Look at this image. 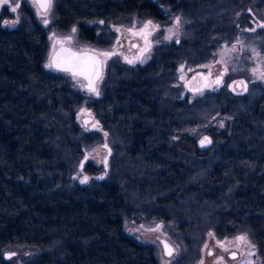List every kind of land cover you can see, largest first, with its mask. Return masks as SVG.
I'll list each match as a JSON object with an SVG mask.
<instances>
[{"label":"trees","instance_id":"1","mask_svg":"<svg viewBox=\"0 0 264 264\" xmlns=\"http://www.w3.org/2000/svg\"><path fill=\"white\" fill-rule=\"evenodd\" d=\"M18 13L15 28L0 13V264L16 248L35 252L28 264H159L126 220L169 223L183 250L176 264H195L210 233L245 234L264 264V86L190 101L178 80L180 65L207 63L241 33L264 49V0H55L53 28L76 26L79 41L99 47L114 41L111 23L184 21L180 40L157 45L147 63L112 61L95 99L44 68L48 31L26 3ZM82 106L112 148L108 176L84 185L72 176L103 136L79 125ZM221 119L201 148L193 132Z\"/></svg>","mask_w":264,"mask_h":264},{"label":"rangeland","instance_id":"2","mask_svg":"<svg viewBox=\"0 0 264 264\" xmlns=\"http://www.w3.org/2000/svg\"><path fill=\"white\" fill-rule=\"evenodd\" d=\"M17 2L20 5L22 3H26L33 10L38 23L43 27H45L48 31L49 49L44 63V68L48 71L56 72L53 68L47 67V65L50 62L52 53L54 51L53 45L56 40L67 41L68 38H71L70 42H66V44L77 50L87 49L97 52V51H107L115 48L117 52L122 53V55H114L110 59H107L106 64L103 67L104 68L103 76L97 85V88L99 90V95L90 93L85 87H81L82 84L85 85V82L82 78H78V79L73 78L70 74H67L72 86L78 91L84 93L88 98H92V99L101 97L102 95L101 85L104 78L106 77L108 67L112 61H121L129 65H137V64L143 65L149 61L157 45L161 43H170L173 41H178L180 40V38L183 36L184 33V21L180 16L173 18L172 22L169 25H161L151 20H140L136 17H133L127 22L109 24V28L115 31L116 37L111 45L107 47H99L96 45L87 44L79 41L77 37L76 26H73L65 34H61L53 28L52 10L55 0H52V7L49 10V13L46 17H41L38 14L36 7L32 3V0H10L9 4L0 5V13L4 14V12H7L9 14V17L4 18L1 22V25L3 27L15 28L18 26L19 8L17 9L16 12L11 11V7L15 6ZM177 18H179L180 21L179 25H177L176 23ZM17 19H18V23H15V25H6L4 23V21H15ZM44 19H47L49 22L45 24ZM148 21H151L152 25H159L158 28L150 27L149 29V31H151L152 33L149 36V40L151 41V49L150 51L145 53L143 57V62H141L140 60H136L135 63L130 64L124 59V57L126 56L129 59H133L139 55L138 49L137 48L131 49L130 45L137 42L140 47H143L144 43L141 38L133 37L127 31V29H134L136 31H139V29H141L143 25ZM258 25L260 24L258 21H256L255 26ZM73 28L76 29L75 32H73ZM116 29H120L121 31L117 32ZM168 29H172V33H169ZM169 35H171V39H166V37H168ZM117 40L120 41L119 45H117L116 43ZM259 41H260L259 38H256L255 35L252 34L245 35L244 33H241L233 42L224 43L223 45H221L219 49L214 53L213 57L207 63L197 67H187L186 65H180L178 67V80H179V86L181 87V97L188 98L190 101H192L200 96H203L208 92L219 91L222 87L228 88L235 94L244 95L248 92L252 84H261L262 86H264V79L258 78V75H254L252 72L253 68H257L259 70L264 71V49L262 48V46L259 45L258 43ZM238 42H243L242 46ZM57 45L58 44L55 45V49ZM233 45L236 46V51L230 52L229 49H231ZM253 49H255V52L252 51ZM257 53L259 55H257ZM222 57L224 61L223 63L220 62ZM181 66H183L184 79H181V75H182L180 71ZM225 68H227L226 72H225ZM189 69H191V71ZM209 71H211L212 75L209 77L208 82L211 83L217 78V76L223 73L221 77V83L219 85H213L212 87H204L202 92H194L190 90L191 88L202 86L205 83L203 77L208 76ZM194 76L196 77L195 80L192 79ZM188 81H192L191 85L187 83ZM238 81L244 82V85H246V90L244 85H242L241 89L236 88L235 84ZM82 110H86V113H90L91 116H88L86 114L82 115L81 114ZM86 119L89 120V123L87 125H85L83 122ZM76 120L84 131L100 132L103 136V141L98 145H95L89 149L84 150L83 157L76 167L75 173L72 176V180L75 182H79L81 178L87 175L84 169L86 163H92L94 166L102 168V171L99 174L89 176V179L90 178L91 180L105 179L108 176V172L110 168V159L112 155V148H111L108 132L102 129L99 120L95 117L94 113L86 106H82L78 110L76 114ZM97 122H98L97 127L95 128L92 127V125ZM224 123H225L224 119L215 120L213 122L205 124L203 127L198 128L193 132V134H195V137L197 138V140H199L205 134L209 133L208 128L214 131L216 129L222 128ZM105 144L107 145V148L103 147ZM157 225H163L161 231L149 230L155 228ZM123 230L128 236H130L137 242L145 245L153 246L156 250V255L159 264H176L182 256V252H183L182 247L180 246L177 239L172 236L169 223L135 222L133 220H126L123 225ZM241 235L246 236L245 234H239L234 237H227L219 240L213 234L212 235L208 234L206 238V242L204 243L201 249L200 257L198 258L195 264H201V262H203V264H246L247 261H251L252 264H262L258 258L256 249L251 242H250L252 246L251 248H249L247 244H240L239 247H237V242L235 241V238ZM160 238L168 239L170 242H172L175 245L176 253L172 257L168 258L163 254V250L160 244ZM247 239L248 241H250L248 237ZM217 241L222 242L224 244V247H226L228 251H225L224 247H221L217 243ZM205 245H207V247H205ZM209 249H212L214 251L213 254L211 255L208 254ZM10 250L18 252V256H16L14 259L10 261L12 264H28L35 257V252L28 249L16 248ZM233 251L239 253V256L236 259H232L229 257V253ZM250 251L254 253L251 256L248 255ZM208 256H211V258H209ZM221 257L223 258L222 260L220 259Z\"/></svg>","mask_w":264,"mask_h":264},{"label":"snow or ice","instance_id":"3","mask_svg":"<svg viewBox=\"0 0 264 264\" xmlns=\"http://www.w3.org/2000/svg\"><path fill=\"white\" fill-rule=\"evenodd\" d=\"M10 0H0V5H6L9 4ZM32 3L34 4V6L37 9L38 14L41 17H46L49 13V10L52 7V0H32ZM20 7V4L17 2L15 4V6L11 7V11L12 12H16L17 9ZM49 21L47 19H44V23L47 24ZM4 23L6 25H15V23H18V19L15 21H4ZM100 23H103V21H101ZM177 25H179L180 21L179 18H177L176 21ZM261 27H264V25H260ZM151 28H158L159 25H152L151 21H148L147 23H145L143 25V27L141 29H139V31H136L134 29H127V31L133 36V37H139L143 40L144 46L140 47L138 44H131L130 46L132 48H137L139 51V55L136 56L133 59H129L128 57H124V59L128 62V63H135L136 60H140L141 62H143V57L145 55L146 52L150 51L151 49V41L149 40V36L152 34L151 31H149V29ZM254 30V29H253ZM76 29L73 28V32H75ZM117 32H120V29H116ZM169 33H172V29H168ZM71 38H68L67 41L65 40H56L54 45H53V54L51 56L50 62L47 65V67L49 68H54L58 71H62V72H66L68 74H70L73 78H80L83 77L84 80L87 81L86 85H81V87H86L87 90L90 93H94L96 95H99V90L96 87V83L97 81H99L102 78V74H103V67L106 64L107 59H110L112 56L114 55H122V53H119L116 51L115 48L111 49V50H107V51H97L92 53L91 55H88L86 51H82V52H74L71 50V48H65L64 44L66 42H70ZM166 39H171V35H169L168 37H166ZM178 42V41H177ZM117 45L120 44V41L117 40ZM241 44L243 42H238ZM59 44L61 45V49L60 52H56L55 51V45ZM230 52H235L236 51V46L233 45L231 47V49H229ZM253 52H255V49L252 50ZM257 55H259L257 53ZM221 63H223V57L220 61ZM208 67V66H205ZM191 71V69H189ZM182 75H181V79H184L183 76V66H181L180 69ZM227 71V68H225V72ZM252 72L254 75H258V78L260 79H264V71L259 70L257 68H253ZM212 75L211 71H209L208 76H204L203 80L205 81V83L202 86H197L195 88H191L190 90L194 91V92H202L204 87H212L213 85H219L221 83V77L223 75V73H221L219 76H217V78L212 81L211 83L208 82L209 77ZM193 80L196 79V77L194 76L192 78ZM189 85H191L192 81H188L187 82ZM238 84L244 85L243 81H238ZM245 90H246V85H244ZM235 90V89H233ZM82 115H88L91 116L90 113H86V110H82L81 112ZM85 125H87L89 123V120H84L83 121ZM97 123H94L92 125V127H97ZM205 142L207 143H211V141L205 137L202 141H201V145L203 146L205 144ZM103 147L107 148V145L105 144ZM110 151V150H109ZM83 167V166H81ZM88 180V177L85 176L83 178V180L81 181L82 183H86ZM143 227V226H141ZM163 228V225H157L155 228L153 229H149L150 231H161ZM212 235V234H209ZM235 241L237 242V247H239L240 244H247L249 246V248H251V243L250 241H248L247 237L244 235L238 236L235 238ZM164 249L166 252V255L168 256H172L173 254V248L166 242L164 241ZM217 243L221 246L224 247V244L220 241H217ZM231 243V242H229ZM205 247H207V245H205ZM225 251H228V249L226 247H224ZM211 254V253H210ZM253 252H249L248 255L251 256L253 255ZM221 260L223 259L222 257L220 258ZM232 259H236V253L233 252L232 253ZM201 264H203V262H201ZM246 264H252L251 261H247Z\"/></svg>","mask_w":264,"mask_h":264},{"label":"water","instance_id":"4","mask_svg":"<svg viewBox=\"0 0 264 264\" xmlns=\"http://www.w3.org/2000/svg\"><path fill=\"white\" fill-rule=\"evenodd\" d=\"M133 44H138L137 42H135V43H133ZM64 47L65 48H71V50L72 51H74V52H82V51H86L87 52V54L88 55H91L92 53H94L95 51H92V50H87V49H85V50H77V49H74V48H72L71 46H69V45H67L66 43L64 44ZM60 49H61V45H57V47H56V49H55V51L56 52H60ZM131 49H135V48H132L131 47ZM53 54V53H52ZM54 69V68H53ZM56 72H59V73H65V74H68V73H66V72H62V71H58V70H56V69H54ZM103 72H104V68H103ZM102 76H103V74H102ZM80 78H82L83 79V77H80ZM84 80V79H83ZM101 80V79H100ZM99 80V81H100ZM99 81H97V83H96V87H97V85H98V82ZM84 82H85V85L87 84V81L86 80H84ZM235 86H236V88H238V89H241L242 88V85L241 84H238L237 82H236V84H235ZM86 88V87H85ZM87 89V88H86ZM205 137H207L210 141H211V138L210 137H208V136H204V137H202L200 140H199V146L201 147V148H208L210 145H211V143H212V141H211V143H207V142H205V144L202 146L201 145V141L205 138ZM85 176H87L88 177V179H89V176L88 175H85ZM84 176V177H85ZM83 177V178H84ZM83 178H81V180H80V183L81 184H86V183H82L81 181L83 180ZM88 181V180H87ZM164 241H166L172 248H173V254H172V256L176 253V247H175V245L172 243V242H170L168 239H165V238H160V244H161V247H162V250H163V254L166 256V257H172V256H168V255H166V252H165V249H164ZM212 254V252H209L208 254L209 255H211ZM232 253L233 252H231L230 254H229V257L230 258H232ZM236 253V258L238 257V253L237 252H235ZM16 255V252H14V251H7V252H5V254H4V258L6 259V260H9V259H11L12 257H14Z\"/></svg>","mask_w":264,"mask_h":264},{"label":"flooded vegetation","instance_id":"5","mask_svg":"<svg viewBox=\"0 0 264 264\" xmlns=\"http://www.w3.org/2000/svg\"><path fill=\"white\" fill-rule=\"evenodd\" d=\"M209 252H212V254H213L214 251H213L212 249H209V250H208V253H209ZM233 252H234V251H233ZM229 254H230V253H229ZM238 256H239V253H238ZM208 257L211 258V256H208Z\"/></svg>","mask_w":264,"mask_h":264}]
</instances>
